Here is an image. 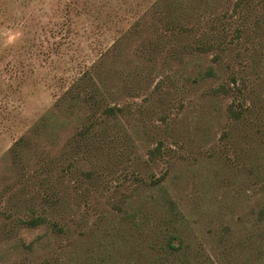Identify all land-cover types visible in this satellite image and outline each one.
<instances>
[{
  "label": "rangeland",
  "instance_id": "1",
  "mask_svg": "<svg viewBox=\"0 0 264 264\" xmlns=\"http://www.w3.org/2000/svg\"><path fill=\"white\" fill-rule=\"evenodd\" d=\"M0 264H264V0H0Z\"/></svg>",
  "mask_w": 264,
  "mask_h": 264
},
{
  "label": "trees",
  "instance_id": "2",
  "mask_svg": "<svg viewBox=\"0 0 264 264\" xmlns=\"http://www.w3.org/2000/svg\"><path fill=\"white\" fill-rule=\"evenodd\" d=\"M211 70L209 69L208 72H210ZM79 82L76 83V86L81 88V91L83 89H86V96L87 98L92 102L93 106H101L102 107V113L107 116V117H111L117 114V111H121V108H119L118 106L115 105H105L104 103H102V101H105L103 93L101 91V88L99 87V84L97 82L94 81L93 77L90 74H83L79 80ZM87 85V86H84ZM220 88L223 91H226V88L224 86H220ZM219 91L218 89H214L213 92H217ZM97 94H100L102 99H98ZM241 111L240 109H238L237 107L234 106H230L229 107V114L232 115L234 118H239L241 116ZM91 127L90 125H86L84 128H82V130H80L79 134L81 136H87L89 135V133L91 132ZM42 219L40 218H36V219H32L29 220L27 223L31 224V225H36L38 224ZM170 245V244H169Z\"/></svg>",
  "mask_w": 264,
  "mask_h": 264
}]
</instances>
